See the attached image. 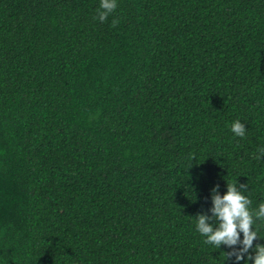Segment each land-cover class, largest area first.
<instances>
[{
    "label": "trees",
    "instance_id": "1",
    "mask_svg": "<svg viewBox=\"0 0 264 264\" xmlns=\"http://www.w3.org/2000/svg\"><path fill=\"white\" fill-rule=\"evenodd\" d=\"M98 5L0 0V264H220L194 216L264 201V0Z\"/></svg>",
    "mask_w": 264,
    "mask_h": 264
},
{
    "label": "clouds",
    "instance_id": "2",
    "mask_svg": "<svg viewBox=\"0 0 264 264\" xmlns=\"http://www.w3.org/2000/svg\"><path fill=\"white\" fill-rule=\"evenodd\" d=\"M118 0H99L96 19L104 21L117 7ZM230 130L235 136L243 137L246 127L239 119L230 122ZM264 155V146L258 148L257 156ZM218 185L210 189V206L207 211L195 214V228L204 237L206 244L220 249L223 255L220 264L231 258L233 264H264V243H253L262 238L260 229L264 227V201L255 208L241 189L244 184L228 182L225 191H218ZM223 245V247H221ZM251 249V251H249Z\"/></svg>",
    "mask_w": 264,
    "mask_h": 264
}]
</instances>
